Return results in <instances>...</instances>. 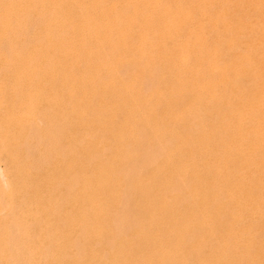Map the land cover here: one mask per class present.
I'll use <instances>...</instances> for the list:
<instances>
[{"label": "rangeland", "instance_id": "1", "mask_svg": "<svg viewBox=\"0 0 264 264\" xmlns=\"http://www.w3.org/2000/svg\"><path fill=\"white\" fill-rule=\"evenodd\" d=\"M40 1L0 0V264H264V0Z\"/></svg>", "mask_w": 264, "mask_h": 264}, {"label": "bare ground", "instance_id": "2", "mask_svg": "<svg viewBox=\"0 0 264 264\" xmlns=\"http://www.w3.org/2000/svg\"><path fill=\"white\" fill-rule=\"evenodd\" d=\"M6 2H7V0H5ZM9 1V0H8ZM43 1V0H42ZM42 1H40V2H42ZM54 1H56V0H54ZM94 1V0H93ZM105 1V0H104ZM171 1V0H170ZM210 1V0H209ZM208 1V2H209ZM31 2V1H30ZM38 2V1H37ZM36 2V3H37ZM49 2V1H48ZM52 2V1H51ZM63 2V1H62ZM79 2V1H78ZM174 2V1H173ZM212 2V1H211ZM8 3V2H7ZM90 3V2H89ZM97 3V2H96ZM103 3V2H102ZM110 3V2H109ZM168 3V2H167ZM170 3V2H169ZM250 3V2H249ZM16 4V3H15ZM42 4V3H41ZM54 4H56V3H54ZM82 4V3H81ZM177 4V3H176ZM220 4H221V2H220ZM227 4H229V3H227ZM237 4V3H236ZM254 4V3H253ZM257 4V3H256ZM27 5V4H26ZM51 5V4H50ZM157 5V4H156ZM165 5V4H164ZM168 5V4H167ZM208 5V4H207ZM206 5V6H207ZM18 6V5H17ZM39 6V5H38ZM41 6V5H40ZM43 6V5H42ZM52 6V5H51ZM54 6H56V5H54ZM77 6V5H76ZM110 6V5H109ZM138 6V5H137ZM172 6V5H171ZM243 6V5H242ZM16 7V6H15ZM53 7V6H52ZM57 7V6H56ZM82 7V6H81ZM111 7H112V5H111ZM133 7V6H132ZM157 7V6H156ZM163 7H165V6H163ZM264 7V6H263ZM26 8V7H25ZM77 8H78V6H77ZM86 8H87V6H86ZM114 8V7H113ZM3 9V8H2ZM7 9V8H6ZM27 9V8H26ZM62 9V8H61ZM83 9V8H82ZM95 9H96V7H95ZM111 9V8H110ZM175 9V8H174ZM185 9V8H184ZM1 10V9H0ZM52 10V9H51ZM86 10V9H85ZM127 10V9H126ZM125 10V11H126ZM151 10V9H150ZM162 10H164V9H162ZM3 11H4V9H3ZM24 11V10H23ZM26 11V10H25ZM38 11H39V9H38ZM61 11V10H60ZM80 11V10H79ZM165 11V10H164ZM1 12V11H0ZM5 12V11H4ZM57 12V11H56ZM61 12H63V11H61ZM156 12V11H155ZM250 12V11H249ZM12 13V12H11ZM17 13H19V11H17ZM33 13V12H32ZM246 13V12H245ZM30 14H31V12H30ZM36 14V13H35ZM127 14V13H126ZM174 14V13H173ZM26 15V14H25ZM72 15V14H71ZM85 15V14H84ZM83 15V16H84ZM144 15V14H143ZM19 16V15H18ZM101 16V15H100ZM202 16V15H201ZM254 16V15H253ZM91 17V16H90ZM121 17V16H120ZM127 17V16H126ZM154 17V16H153ZM12 18V17H11ZM46 18V17H45ZM125 18V17H124ZM145 18V17H144ZM250 18V17H249ZM15 19V18H14ZM30 19H32L33 20V18H30ZM37 19V18H36ZM42 19V18H41ZM126 19V18H125ZM185 17H182V18H179L178 20L177 19H174V17H173V19L170 21V22H177V21H179V23H183L184 21H185ZM3 20H4V18H3ZM22 20V19H21ZM50 20V19H49ZM141 20V19H140ZM222 20H224V15H222L220 18H219V21H222ZM20 21V20H19ZM40 21V20H39ZM48 21V20H47ZM86 21H87V19H86ZM124 21V20H123ZM139 21V20H138ZM195 21V20H194ZM201 21V20H200ZM2 22V21H1ZM7 22V21H6ZM14 22V21H13ZM42 22V21H41ZM111 22V21H110ZM122 22V21H121ZM3 23V22H2ZM11 24H12V22H10ZM15 23V22H14ZM18 23V22H17ZM28 23V22H27ZM31 23H32V21H31ZM35 23V22H34ZM33 23V24H34ZM39 23V22H38ZM43 23H44V20H43ZM56 23H57V20H56ZM107 23V22H106ZM145 23V22H144ZM161 23H162V21H161ZM214 23V22H213ZM3 24H5V27H6V23H3ZM2 24V25H3ZM26 24V23H25ZM36 24V23H35ZM40 24V23H39ZM42 24V23H41ZM163 24V23H162ZM224 24H225V22H224ZM223 24V25H224ZM13 25V24H12ZM28 25V24H27ZM30 25V24H29ZM53 25V24H52ZM108 25H109V23H108ZM178 25V24H177ZM196 25V24H195ZM210 25H211V23H210ZM225 25H227V24H225ZM246 25V24H245ZM259 25V24H258ZM263 25V24H262ZM11 26V25H10ZM9 26V27H10ZM19 26V25H18ZM17 26V27H18ZM22 27H24L23 26V23H22V25H21ZM32 26V25H31ZM30 26V27H31ZM44 26V25H43ZM57 26V25H56ZM179 26V25H178ZM193 26V25H192ZM220 26V25H219ZM1 27V26H0ZM29 27V26H28ZM150 27V26H149ZM160 27V26H159ZM14 28H16L15 26H14ZM19 28V27H18ZM46 29V28H45ZM74 29V28H73ZM194 29V28H193ZM199 29V28H198ZM251 29V28H250ZM7 30V29H6ZM32 30H34V28L32 29ZM31 30V31H32ZM43 30V29H42ZM50 30V29H49ZM71 30V29H70ZM104 30V29H103ZM129 30H131V29H129ZM225 30V29H224ZM262 30V29H261ZM93 31V30H92ZM196 31V30H195ZM14 32L16 33V31H13V34H14ZM19 32V31H18ZM22 32V31H21ZM86 32H88V31H86ZM141 32V31H140ZM152 32V31H151ZM159 32V31H158ZM198 32V31H197ZM196 32V33H197ZM220 32V31H219ZM20 33V32H19ZM24 33H25V30H24ZM30 33V32H29ZM36 33V32H35ZM180 33V32H179ZM184 33V32H183ZM224 33V32H223ZM257 33V32H256ZM18 34V33H17ZM17 34H15V36L17 35ZM21 34V33H20ZM23 34V33H22ZM40 34V33H39ZM118 34V33H117ZM2 35V34H1ZM26 35V34H25ZM25 35H23V36H25ZM28 35V34H27ZM54 35H56V34H54ZM65 35H66V33H65ZM94 35H96V34H94ZM177 35V34H176ZM180 35V34H179ZM189 35V34H188ZM260 35V34H259ZM29 36V35H28ZM27 36V37H28ZM117 36V35H116ZM21 37V36H20ZM125 37V36H124ZM177 37V36H176ZM175 37V38H176ZM202 37V36H201ZM222 37V36H221ZM259 37V36H258ZM257 37V38H258ZM17 38V37H16ZM69 38H70V36H69ZM184 38H185V36H184ZM187 38V37H186ZM229 38V37H228ZM32 39V38H31ZM74 39V38H73ZM215 39V38H214ZM6 40V39H5ZM82 40V39H81ZM178 40V39H177ZM213 40V39H212ZM246 40H248V39H246ZM38 41V40H37ZM59 41V40H58ZM124 41V40H123ZM176 41V40H175ZM251 41V40H250ZM29 42H30V40H29ZM76 42V41H75ZM224 42V41H223ZM262 42V41H261ZM31 43V42H30ZM39 43V42H38ZM64 43V42H63ZM225 43V42H224ZM25 44H26V42H25ZM101 44V43H100ZM115 44V43H114ZM139 44V43H138ZM147 44V43H146ZM197 44V43H196ZM205 44H206V42H205ZM8 45V44H7ZM10 45V44H9ZM87 45V44H86ZM116 45V44H115ZM136 45V44H135ZM172 45V44H171ZM170 45V46H171ZM220 45V44H219ZM258 45V44H257ZM5 46H6V44H5ZM30 46V45H29ZM95 46V45H94ZM100 46V45H99ZM167 46V45H166ZM184 46V45H183ZM9 47V46H8ZM27 47V46H26ZM34 47V46H33ZM96 47V46H95ZM240 47V46H239ZM5 48V47H4ZM18 48V47H17ZM19 48H20V46H19ZM56 48H58V47H56ZM120 48V47H119ZM185 48V47H184ZM243 48V47H242ZM41 49V48H40ZM97 49V48H96ZM103 49V48H102ZM11 50V49H10ZM19 50V49H18ZM27 50V49H26ZM219 50V49H218ZM234 50H236V49H234ZM28 51V50H27ZM53 51V50H52ZM73 51V50H72ZM129 51V50H128ZM178 51V50H177ZM204 51V50H203ZM238 51H239V49H238ZM243 52V51H242ZM97 53V52H96ZM99 53V52H98ZM105 53V52H104ZM121 53V52H120ZM143 53V52H142ZM174 53V52H173ZM178 53V52H177ZM188 53V52H187ZM3 54V53H2ZM22 54H23V50H22ZM28 54V53H27ZM30 54V53H29ZM29 54H28V56H29ZM37 54H39V53H37ZM23 55H25V54H23ZM150 55V54H149ZM166 55H168V54H166ZM245 55V54H244ZM256 55V54H255ZM255 55H253V57L255 56ZM5 56V55H4ZM12 56V55H11ZM35 56V55H34ZM54 56V55H53ZM201 56V55H200ZM67 57V56H66ZM108 57V56H107ZM4 58V57H3ZM117 58V57H116ZM150 59H151V57H150ZM161 59V58H160ZM203 59V58H202ZM247 59V58H246ZM26 60V59H25ZM60 60H62V59H60ZM85 60V59H84ZM114 60H115V58H114ZM233 60V59H232ZM238 60V59H237ZM26 61H28V59L26 60ZM33 61V60H32ZM48 61V60H47ZM106 61V60H105ZM197 61V60H196ZM50 62V61H49ZM86 62V61H85ZM91 62V61H90ZM95 62V61H94ZM153 62V61H152ZM177 62V61H176ZM190 62V61H189ZM194 62V61H193ZM229 62H231V61H229ZM245 62V61H244ZM62 63V62H61ZM163 63V62H162ZM167 63V62H166ZM86 64V63H85ZM184 64V63H183ZM190 64V63H189ZM196 64H198V63H196ZM50 65V64H49ZM61 65V64H60ZM107 65V64H106ZM144 65H145V63H144ZM9 66V65H8ZM30 67H28L27 69H30L32 66L31 65H29ZM164 66V65H163ZM178 66V65H177ZM185 66V65H184ZM4 67V66H3ZM86 67V66H85ZM84 67V68H85ZM171 67V66H170ZM76 68V67H75ZM82 68V67H81ZM33 69V68H32ZM164 69V68H163ZM169 69V68H168ZM201 69V68H200ZM182 70V69H181ZM208 70V69H207ZM217 70V69H216ZM16 71V70H15ZM90 71H91V69H90ZM222 71V70H221ZM263 71V70H262ZM135 72V71H134ZM164 72V71H163ZM198 72H200V71H198ZM207 72V71H206ZM231 72V71H230ZM118 73V72H117ZM191 74V73H190ZM217 74V73H216ZM258 74V73H257ZM261 74V73H260ZM89 75V74H88ZM262 75V74H261ZM32 76V75H31ZM89 77V76H88ZM87 77V78H88ZM113 77V76H112ZM156 77V76H155ZM166 77V76H165ZM165 77H164V80H165ZM117 78V77H116ZM240 78V77H239ZM168 79V78H167ZM256 79V78H255ZM191 80V79H190ZM195 80V79H194ZM123 81V80H122ZM79 82V81H78ZM165 82V81H164ZM192 82H194V81H192ZM235 82V81H234ZM46 83V82H45ZM185 83V82H184ZM198 83V82H197ZM64 84V83H63ZM67 84V83H66ZM118 84V83H117ZM137 84V83H136ZM159 85V84H158ZM64 86V85H63ZM72 87V86H71ZM154 87H156V85H154ZM167 87V86H166ZM209 87V86H208ZM228 87V86H227ZM61 88V87H60ZM68 88V87H67ZM98 88H99V86H98ZM114 88V87H113ZM150 88V87H149ZM163 88V87H162ZM215 88V87H214ZM212 89V88H211ZM67 90V89H66ZM81 90V89H80ZM165 91V90H164ZM261 91L262 92H264V86H262V89H261ZM130 92V91H129ZM200 92V91H199ZM136 93V92H135ZM187 93V92H186ZM203 93V92H202ZM170 94H172V93H170ZM205 94V93H204ZM200 95V94H199ZM239 95V94H238ZM101 96V95H100ZM129 96H130V93H129ZM118 98V97H117ZM83 100L82 101H79V108L81 109V111L83 110V108H84V101H86V100H88L89 99V96L87 95V94H84V96H83V98H82ZM154 99V98H153ZM171 99V98H170ZM235 99H236V97H235ZM157 100V99H156ZM122 101H123V99H122ZM169 101V100H168ZM114 102V101H113ZM126 102V101H125ZM132 102V101H131ZM178 102V101H177ZM263 102L264 101H257V102H254L253 103V107L254 108H256V107H261L262 105H263ZM159 103V102H158ZM33 104V103H32ZM234 104V103H233ZM232 104V105H233ZM77 105V104H76ZM126 105V104H125ZM137 105V104H136ZM114 106V105H113ZM74 107H75V105H74ZM73 107V108H74ZM78 107V106H77ZM133 107V106H132ZM135 107V106H134ZM151 107V106H150ZM156 107V106H155ZM161 107V106H160ZM166 107H168V106H166ZM72 108V109H73ZM121 108V107H120ZM262 108V107H261ZM75 109V108H74ZM180 110V109H179ZM236 110V109H235ZM250 110V109H249ZM76 111H77V109H76ZM140 111V110H139ZM165 111V110H164ZM125 112V111H124ZM129 112V111H128ZM183 112V111H182ZM72 113H73V111H72ZM160 113V112H159ZM87 114V113H86ZM137 114V113H136ZM143 116V115H142ZM241 117V116H240ZM123 118V117H122ZM227 118V117H226ZM241 118H243V117H241ZM240 118V119H241ZM141 119V118H140ZM76 120V119H75ZM229 120V119H228ZM160 121V120H159ZM209 121H210V119H209ZM224 121V120H223ZM252 122V121H251ZM123 123V122H122ZM260 124V123H259ZM113 127V126H112ZM253 129V128H252ZM212 130V129H211ZM209 131V130H208ZM264 131V130H263ZM32 133H33V131H31ZM252 132V131H251ZM30 133V132H29ZM37 133V132H36ZM171 133V132H170ZM207 133V132H206ZM23 134V133H22ZM31 134V133H30ZM132 134V133H131ZM151 134V133H150ZM157 134V133H156ZM262 134H263V132H262ZM141 135V134H140ZM155 135V134H154ZM220 135V134H219ZM17 136H19V135H17ZM29 136V135H28ZM216 138V137H215ZM251 138V137H250ZM223 139V138H222ZM245 140V139H244ZM157 141V140H156ZM152 143H153V141H152ZM200 143V142H199ZM142 146H144V145H142ZM207 146V145H206ZM244 146V145H243ZM137 147V146H136ZM171 147V146H170ZM30 148H31V146H30ZM29 148V149H30ZM117 148V147H116ZM35 150V149H34ZM156 150V149H155ZM63 151V150H62ZM201 152V151H200ZM246 152V151H245ZM79 156V155H78ZM77 156V157H78ZM203 156V155H202ZM234 156V155H233ZM75 157V156H74ZM217 157V156H216ZM188 158V157H187ZM225 158V157H224ZM181 161V160H180ZM231 161V160H230ZM257 162V161H256ZM64 163V162H63ZM187 164H189V163H187ZM59 165V164H58ZM68 166V165H67ZM204 166V165H203ZM62 167V166H61ZM144 168H145V165L143 166ZM182 167H183V165H182ZM149 168V167H148ZM256 169V168H255ZM130 170V169H129ZM198 172V171H197ZM196 172V173H197ZM232 172V171H231ZM239 173V172H238ZM240 174H241V172H240ZM234 175V174H233ZM237 176V175H236ZM228 177V176H227ZM221 178V177H220ZM133 179V178H132ZM223 179V178H222ZM239 180V179H238ZM127 181V180H126ZM129 181V180H128ZM251 181V180H250ZM107 182V181H106ZM130 182V181H129ZM165 183V182H164ZM168 183V182H167ZM86 184H87V182H86ZM159 185V184H158ZM157 185V186H158ZM221 185V184H220ZM248 185H250V184H248ZM252 185V184H251ZM79 186V185H78ZM88 186V185H87ZM147 187V186H146ZM93 188V187H92ZM149 190H150V188H148ZM221 189V188H220ZM78 190V189H77ZM239 190V189H238ZM226 191V190H225ZM150 192H152V191H150ZM229 192V191H228ZM127 193V192H126ZM185 193V192H184ZM123 194V193H122ZM132 194V193H131ZM209 194V193H208ZM235 198H237V197H235ZM244 198V197H243ZM261 199V198H260ZM161 203V202H160ZM251 204H253V203H251ZM129 205V204H128ZM163 205V204H162ZM239 206V205H238ZM163 208V207H162ZM166 208V207H165ZM187 208V207H186ZM253 209V208H252ZM264 209V208H263ZM101 210V209H100ZM206 210H208V209H206ZM222 210V209H221ZM228 210V209H227ZM209 211H210V209H209ZM168 212V211H167ZM186 213V212H185ZM232 213V212H231ZM194 215V214H193ZM196 215V214H195ZM200 216V215H199ZM201 216H202V214H201ZM203 216H204V214H203ZM236 216H234V218H235ZM135 218V217H134ZM252 218V217H251ZM122 224V223H121ZM255 224V223H254ZM256 225V224H255ZM127 227V226H126ZM213 227V226H212ZM242 227V226H241ZM213 229V228H212ZM244 229H245V227H244ZM239 230V229H238ZM164 231V230H163ZM247 231V230H246ZM253 234V233H252ZM81 236V235H80ZM208 236V235H207ZM15 237V236H14ZM155 237V236H154ZM192 237V236H191ZM195 238V237H194ZM241 239V238H240ZM244 239V238H243ZM212 240H214V238L212 239ZM31 241V240H30ZM173 241V240H172ZM177 241V240H176ZM241 241V240H240ZM250 241V240H249ZM42 243V242H41ZM51 243H52V241H51ZM214 243V242H213ZM183 244V243H182ZM185 246V245H184ZM213 246V245H212ZM86 248V247H85ZM244 248V247H243ZM247 248V247H246ZM257 251V250H256ZM31 253V252H30ZM47 253H49V252H47ZM244 253V252H243ZM250 253V252H249ZM32 254V253H31ZM33 255V254H32ZM50 256V255H49ZM58 256V255H57ZM238 256V255H237ZM248 256V255H247ZM59 257V256H58ZM174 257V256H173ZM54 258V257H53ZM53 258H52V260H53ZM57 258V257H56ZM241 258V257H240ZM10 260V263H11V259H9ZM8 260V261H9ZM15 260V259H14ZM23 260V259H22ZM43 260H44V258H43ZM258 261V260H257ZM7 262V261H6ZM16 262V261H15ZM24 262H26V261H24ZM190 262H191V260H190ZM13 263V262H12ZM35 263V262H34ZM172 263V262H171ZM2 264V263H1Z\"/></svg>", "mask_w": 264, "mask_h": 264}]
</instances>
